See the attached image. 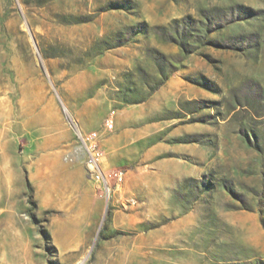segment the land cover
<instances>
[{
    "label": "rangeland",
    "instance_id": "1",
    "mask_svg": "<svg viewBox=\"0 0 264 264\" xmlns=\"http://www.w3.org/2000/svg\"><path fill=\"white\" fill-rule=\"evenodd\" d=\"M0 264H264V0H0Z\"/></svg>",
    "mask_w": 264,
    "mask_h": 264
},
{
    "label": "built area",
    "instance_id": "2",
    "mask_svg": "<svg viewBox=\"0 0 264 264\" xmlns=\"http://www.w3.org/2000/svg\"><path fill=\"white\" fill-rule=\"evenodd\" d=\"M78 144L71 153L72 157L81 158L84 162L86 173L96 189L100 190L107 200L110 199L113 191L112 181L116 188L121 187L126 180V172L117 171L113 178L104 170V152L101 143L96 135H86L76 127Z\"/></svg>",
    "mask_w": 264,
    "mask_h": 264
}]
</instances>
